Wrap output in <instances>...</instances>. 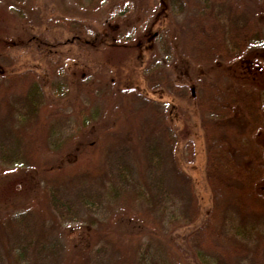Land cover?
<instances>
[{
	"label": "trees",
	"instance_id": "obj_1",
	"mask_svg": "<svg viewBox=\"0 0 264 264\" xmlns=\"http://www.w3.org/2000/svg\"><path fill=\"white\" fill-rule=\"evenodd\" d=\"M248 1L167 0L172 15L185 16L177 25L184 55L197 66H209L219 61L233 65L241 59H263L264 49L253 53L252 48L264 44V2L253 9ZM64 25L71 33L66 40L49 38L27 29L18 44L26 49L34 47L33 52L51 68L62 63L64 54L59 49L63 47L102 46L100 39L91 44L85 38V20L73 19ZM17 59L8 48L0 51V107L8 111L11 123L7 128L0 124V128H5L4 138L10 139L12 144L15 140L17 145L10 149L11 155L5 152L7 150L0 151V169L5 164L9 167L16 164L13 159L19 160L23 156L18 149H21L24 127L29 123L26 116L41 124L42 147L39 148L42 153L51 154L46 144L64 151L59 160L62 165L54 179L41 152L36 153L28 166L29 169H40L43 174L39 201L43 205H29L6 224L9 232L17 233L18 247L13 252L16 263L47 264L55 255L58 237L52 226L47 228L40 222L37 215L40 209L46 207L54 224L59 220L66 225L93 220L104 226L97 217L103 214L105 218L123 200L130 202L136 210V215L129 221L135 229L145 231L146 236V241H141L135 253L134 264H173L162 241L169 240L171 233L182 227H188L190 232L183 242L171 238V243L176 255L186 264H264L263 248L249 243L256 230L251 221L255 216H264V146L259 140L264 134V74L257 80L232 87L204 77L190 84L178 83L160 63L151 62L147 68L146 80L150 89L164 88L184 101L193 102L202 114L206 181L213 206L209 218L195 227L200 205L192 176L177 160L179 134L170 124L167 104L149 98L135 88L118 91L116 79L109 76V72L101 73L93 80L82 73L78 82H72L76 86L75 95H67L65 103L59 101L64 99L59 97L66 94L51 83L49 88L55 97L47 99L38 71L32 65L18 67ZM117 93L121 97L119 103L116 102ZM80 112L89 114L83 117ZM73 117H82L79 130L67 134L65 119L69 122ZM105 119L117 122L126 119L129 127L121 131L109 129V125H103ZM237 119L243 120L244 124L240 126ZM73 125L71 122L70 126ZM4 134L1 131L0 137ZM106 143L108 148L103 163L83 168L92 154ZM137 143L141 148V168L135 161L134 145ZM185 159L195 161L192 142L187 144ZM102 231L108 233L111 229ZM91 234L83 250L100 242L99 237L103 238L97 230L91 229ZM228 236L233 244L226 246L221 239ZM110 247L102 244L90 249L93 258L88 259L89 255L85 254V262L87 258L89 264H116L111 259L114 252ZM29 256H33L30 261Z\"/></svg>",
	"mask_w": 264,
	"mask_h": 264
},
{
	"label": "rangeland",
	"instance_id": "obj_2",
	"mask_svg": "<svg viewBox=\"0 0 264 264\" xmlns=\"http://www.w3.org/2000/svg\"><path fill=\"white\" fill-rule=\"evenodd\" d=\"M262 2L264 0L248 1L253 9L260 7ZM184 18L185 16L176 17L169 12L167 0H0V51L8 48L13 56L18 57L16 63L18 67L32 65L38 71L47 99L53 96L49 88L51 83H54L56 88L59 86L62 94H66V96L59 97L64 98L59 101L62 100V103H65L67 95H75L76 86H73L72 82L76 81L82 73L89 75L93 80L101 73L105 75L109 72L108 75L116 79L115 89L118 91L135 88L145 96L167 104L170 109V124L179 134L176 145L177 160L181 168L192 176L195 194L200 205V216L194 224L197 227L209 218L213 206V197L206 181L207 156L201 127L202 114L193 102L184 101L164 88L150 89L146 80L147 68L151 62L160 63L178 83L190 84L204 77L220 85L236 87L238 83L257 80L260 74H264V58L260 61L241 59L233 65H225L219 61L209 66H197L183 52L181 33L177 25L181 24ZM73 19L85 20L87 23L85 38L91 44L96 39H100L102 46L63 47L59 49V52L64 54L62 63L51 68L38 54L33 52L34 47L26 49L18 44L19 39L27 33V29L47 35L49 38L57 37L66 40L71 33L65 30L64 24ZM252 49H254L253 53L258 50L262 51L264 44L255 45ZM120 101L121 97L117 93L116 102ZM93 106L95 107V102ZM88 114L80 112L83 117ZM26 118L29 123L24 125L21 149H18L23 156L19 160L13 159L14 163L16 162L14 165L17 166L10 165L9 167L5 164L0 169L1 264H18L13 257V252L18 247L17 233L9 232L6 228L8 220L32 205L42 203L39 201L43 182L40 177L43 174H40V169H29L30 162H33L37 152H41L44 164L51 169L52 179L55 178L56 172L62 165L59 160L64 149L51 146L49 148L46 144L51 154L42 153L43 151L39 148L42 147L40 143L41 124L36 120H31L30 116ZM81 119L82 117H73L67 122L66 118V122L64 121L66 133L72 134L78 131ZM237 121L240 126L244 124L241 119ZM71 122L74 124L73 127L70 126ZM0 124L5 125L6 128L11 125L8 111L1 107ZM128 124L126 119L118 122L105 119L103 122V125H109V129L120 131L129 127ZM1 131L3 134L6 133L5 128L1 127ZM5 136L6 134L0 137V151L7 150L5 152L11 155L10 149L17 148L16 141L13 140L14 144H12L10 139L4 138ZM259 140L264 146V134L259 137ZM126 142L129 144L130 141L126 139ZM190 142L194 144V162H187L185 159L187 144ZM107 146V143L102 144L98 152L95 155L92 154L89 162L86 161V165L82 167L100 166L104 161ZM134 146L135 161H137V167L141 168L143 167L141 148L138 143ZM42 149L44 150V147ZM243 151L247 153L245 149ZM92 161L95 164H92ZM244 161L247 162V159L244 158ZM23 168H28V170ZM262 190L264 191V184ZM42 205L43 203L38 207ZM37 215L42 225L47 228L52 226L54 230L52 231L58 237L59 246L55 250L53 259L48 260L47 264H89L88 259L93 258L94 255L90 249L95 246L101 247L102 244L112 246L110 248L114 255L111 259L115 260L116 264H134L135 253L140 248L141 241L143 239L146 241L145 231L135 229L133 222L129 221L136 215V210L128 201L121 200L105 218L103 214L97 217L104 222V226L93 220L89 223L76 221L70 225L59 220L58 224H54L53 217L46 207L37 211ZM253 221L251 223L256 225V230L251 235L249 243L252 246L259 245L264 250V216H255ZM108 227L111 232L102 231ZM91 229L103 234L104 239L99 237L100 242L83 250L91 239ZM189 232L188 227H182L171 233L169 240L162 241L163 249L168 251L173 264H186V262L174 252L171 238L181 243ZM229 237L221 239L226 246L233 244V240ZM111 240L114 243L111 244ZM113 244H115L114 247ZM85 254L89 255L86 262L83 256ZM160 254L163 255L161 252ZM32 258L33 256H29L28 261Z\"/></svg>",
	"mask_w": 264,
	"mask_h": 264
}]
</instances>
